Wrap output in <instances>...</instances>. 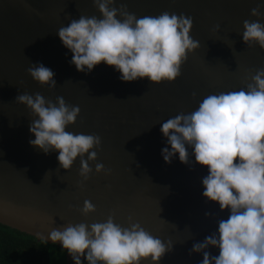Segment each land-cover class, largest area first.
<instances>
[{
	"label": "water",
	"instance_id": "obj_1",
	"mask_svg": "<svg viewBox=\"0 0 264 264\" xmlns=\"http://www.w3.org/2000/svg\"><path fill=\"white\" fill-rule=\"evenodd\" d=\"M0 223L264 264V0H0Z\"/></svg>",
	"mask_w": 264,
	"mask_h": 264
},
{
	"label": "trees",
	"instance_id": "obj_2",
	"mask_svg": "<svg viewBox=\"0 0 264 264\" xmlns=\"http://www.w3.org/2000/svg\"><path fill=\"white\" fill-rule=\"evenodd\" d=\"M72 249L39 240L0 223V264H73ZM96 264H125L86 255Z\"/></svg>",
	"mask_w": 264,
	"mask_h": 264
},
{
	"label": "built area",
	"instance_id": "obj_3",
	"mask_svg": "<svg viewBox=\"0 0 264 264\" xmlns=\"http://www.w3.org/2000/svg\"><path fill=\"white\" fill-rule=\"evenodd\" d=\"M86 256L81 251H75L73 255V264H82Z\"/></svg>",
	"mask_w": 264,
	"mask_h": 264
},
{
	"label": "rangeland",
	"instance_id": "obj_4",
	"mask_svg": "<svg viewBox=\"0 0 264 264\" xmlns=\"http://www.w3.org/2000/svg\"><path fill=\"white\" fill-rule=\"evenodd\" d=\"M82 264H96V262L93 259L86 257Z\"/></svg>",
	"mask_w": 264,
	"mask_h": 264
}]
</instances>
